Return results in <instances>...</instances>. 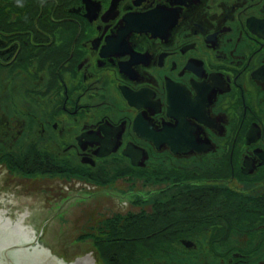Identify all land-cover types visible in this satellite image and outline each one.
Here are the masks:
<instances>
[{
	"label": "flooded vegetation",
	"instance_id": "af4514ba",
	"mask_svg": "<svg viewBox=\"0 0 264 264\" xmlns=\"http://www.w3.org/2000/svg\"><path fill=\"white\" fill-rule=\"evenodd\" d=\"M28 4L16 10L34 27L12 30L8 44L0 31L4 185L22 177L81 186L71 172L89 180H172L173 189L157 190L174 197L172 219L142 238L160 245L161 259L151 264H264V0ZM51 22L59 27L42 26ZM28 39L39 47L58 42L65 52L57 63L63 68L44 73L60 88L38 93L40 113L22 109L20 98L8 103L15 94L4 87L10 52L17 45L19 55ZM168 127L178 128L179 144L203 150L173 154L164 143ZM102 144L113 149L98 157ZM25 156L33 166L20 176ZM198 203L209 208L198 213Z\"/></svg>",
	"mask_w": 264,
	"mask_h": 264
},
{
	"label": "rangeland",
	"instance_id": "374dc122",
	"mask_svg": "<svg viewBox=\"0 0 264 264\" xmlns=\"http://www.w3.org/2000/svg\"><path fill=\"white\" fill-rule=\"evenodd\" d=\"M0 24L3 29L7 25L6 18H1V12ZM58 24L60 22H51L48 28H51V26L59 27ZM62 47L58 42H51L50 45L45 47H33L32 52L29 47H22L14 65L10 63L9 59L6 60L5 91L15 94V98L7 96L8 103L16 104L17 98H20L19 103L22 109L26 111H29L26 109L29 107L38 112V108H44V105L38 100V93L53 96L52 91L45 88L46 85H51L52 89L57 91L60 88V83H51L49 81L51 74L45 76L38 71L50 65L62 69L64 65L57 64L65 54ZM8 48L9 45L6 46V49ZM15 51H17V47L10 52L12 57ZM31 58L33 59L32 62H30ZM14 67L18 71H12ZM28 83L30 85L25 86ZM29 87L36 90V94L26 93L25 90ZM45 110L46 108L43 111ZM43 113L45 115L41 113L42 119H45L47 112ZM6 117H13L11 111L7 112ZM52 138L56 139V136L53 135ZM28 165L33 166L31 162ZM38 168H41V166L38 165ZM108 178L109 176L102 178L100 175V179L93 178L90 181H81V186L73 187L65 184V186L57 187L52 186L53 182L51 181H31L22 177L10 178L13 180L12 183L4 185V177L0 175V215L3 213V216H8L12 221H17V217H20V215H26L24 225L27 226L28 231L40 235L39 245L67 264L74 263L78 259L88 257V255L94 260V264H106L101 259L91 239L80 240L79 238L86 237L85 234L87 233L102 236L94 229H99L108 220L115 219L117 221L116 218H128L129 215L138 216L141 214L147 217L144 221L139 220L140 223L135 225L128 224L129 236L136 235L137 232L142 230L149 231L150 227L157 229L165 216L172 219L170 209L174 204V197L170 193L161 194L157 191L158 189H173L171 185L173 182L162 185L153 184L151 180L142 181L138 179L128 182ZM82 182H85L86 186ZM91 182L97 183V187L93 188L94 183ZM76 184H79V182H76ZM67 186L69 191L65 190ZM156 191L157 194L152 195ZM207 208L209 207L199 204L198 209L201 211L198 213ZM189 218L195 217L188 215L184 219L189 220ZM3 220L4 222L7 221L5 218ZM148 220L151 223L149 227L147 226ZM12 224V227H16V224ZM153 229L151 231H155ZM103 236L100 240L104 239ZM140 242L142 241H137L135 244L139 245ZM124 245L127 248L132 247L131 243H125ZM142 246H145V244H142ZM125 256L129 260L134 258L132 253Z\"/></svg>",
	"mask_w": 264,
	"mask_h": 264
},
{
	"label": "water",
	"instance_id": "95a60500",
	"mask_svg": "<svg viewBox=\"0 0 264 264\" xmlns=\"http://www.w3.org/2000/svg\"><path fill=\"white\" fill-rule=\"evenodd\" d=\"M123 94L127 100L130 98L129 94ZM165 131L164 143L169 146L173 154L176 152L186 154L191 150H197L198 152L203 150L202 148L186 145L183 142L179 144L177 142L179 138L178 128L168 127ZM182 133H184V131ZM150 139L158 140V137L152 134ZM112 149V144H102L97 155L99 157L107 156ZM11 231H13L11 228L5 233L0 230V264H67L63 260L52 255L49 250L39 245V234L35 235L32 241L23 239L15 240V235ZM82 261V259H78L74 263L69 264H80Z\"/></svg>",
	"mask_w": 264,
	"mask_h": 264
},
{
	"label": "trees",
	"instance_id": "16d2710c",
	"mask_svg": "<svg viewBox=\"0 0 264 264\" xmlns=\"http://www.w3.org/2000/svg\"><path fill=\"white\" fill-rule=\"evenodd\" d=\"M1 12V7H0ZM26 23L25 26L28 25V23H31V19L28 17L25 18ZM21 24H18L16 21L15 15H10L7 19V25L4 29H0V31L4 30L5 32H8L10 28H16L20 26ZM3 27L0 24V28ZM30 85V83L26 84L25 86ZM33 89L32 87H29ZM108 223V222H107ZM140 223V221H136L133 225ZM120 227L115 225L114 223H109L106 225V230H118ZM135 230V228H134ZM146 234V231L142 230L141 232H137V236H144ZM114 241L106 240V241H98L95 242V247L98 250L101 258L106 264H114L113 263V257L115 256L114 260L119 264H144L146 262L158 260V251L157 249H152L156 244L154 245H145L142 246V243L139 244V246H136L135 244H132V248H127L125 246H121L118 250H114L113 247ZM121 244V243H120ZM158 245V244H157ZM128 253H132L134 255V258L132 260H129L125 255ZM125 256V257H124Z\"/></svg>",
	"mask_w": 264,
	"mask_h": 264
},
{
	"label": "bare ground",
	"instance_id": "6f19581e",
	"mask_svg": "<svg viewBox=\"0 0 264 264\" xmlns=\"http://www.w3.org/2000/svg\"><path fill=\"white\" fill-rule=\"evenodd\" d=\"M25 217L26 215H20V217H17L18 218L17 221H12L10 218H8V216L7 217L3 216L2 213L0 215V230L5 233L7 230L11 228L13 229V231L11 232L14 233L15 240L23 239V240L32 241L35 236V233L33 234V232L28 231V229L26 228L27 226L24 225ZM3 218L7 219V221L4 222ZM12 223L16 224V227H12L13 226ZM22 225L25 227H23ZM82 260L83 261L80 262V264H94V260L90 257V255L88 257H84Z\"/></svg>",
	"mask_w": 264,
	"mask_h": 264
}]
</instances>
